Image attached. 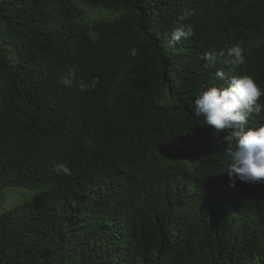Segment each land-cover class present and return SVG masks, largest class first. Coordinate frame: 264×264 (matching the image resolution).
<instances>
[{
	"label": "trees",
	"instance_id": "1",
	"mask_svg": "<svg viewBox=\"0 0 264 264\" xmlns=\"http://www.w3.org/2000/svg\"><path fill=\"white\" fill-rule=\"evenodd\" d=\"M80 1L107 14L0 0V264H264V182L229 186L235 144L193 111L233 76L264 89V0Z\"/></svg>",
	"mask_w": 264,
	"mask_h": 264
},
{
	"label": "clouds",
	"instance_id": "2",
	"mask_svg": "<svg viewBox=\"0 0 264 264\" xmlns=\"http://www.w3.org/2000/svg\"><path fill=\"white\" fill-rule=\"evenodd\" d=\"M184 15H191V12L186 10ZM193 35L191 26L178 23L171 33V40L179 42ZM244 51L240 42L232 46L227 51V55L232 57L229 62L233 66L244 64ZM224 55L223 50L219 53L207 51L200 59L205 62L204 67L213 68L218 58ZM216 76L223 79L224 73L218 71ZM73 78L74 70H69L60 78V83L71 87ZM97 82L93 79L89 85L82 84L81 90L94 88ZM261 96H264V89L251 76L241 75L231 77L226 87L211 86L203 89L194 100L195 115L203 116L204 122L212 126L216 133L227 132L223 140L235 144V149L228 152V163L224 171L229 178V186H234L236 180L264 182V126H247L251 115L259 116L264 111V104L259 102ZM55 171L57 174L71 175L66 164L57 165Z\"/></svg>",
	"mask_w": 264,
	"mask_h": 264
},
{
	"label": "rangeland",
	"instance_id": "3",
	"mask_svg": "<svg viewBox=\"0 0 264 264\" xmlns=\"http://www.w3.org/2000/svg\"><path fill=\"white\" fill-rule=\"evenodd\" d=\"M75 2L77 4V6L81 7L84 10V20H83V22L81 21L83 24H84V21L86 23L89 20H94L100 16H105L107 14L101 7H97V6L94 7V6H90L88 4H83V3H81L80 0H75ZM7 193L8 194L14 193V194H17V196L21 195L22 197L27 195L25 190H21L19 188H15V189L8 188ZM10 201H11V199H10Z\"/></svg>",
	"mask_w": 264,
	"mask_h": 264
}]
</instances>
